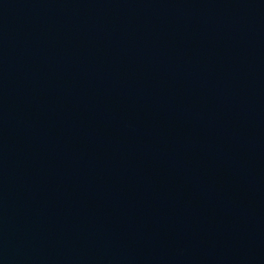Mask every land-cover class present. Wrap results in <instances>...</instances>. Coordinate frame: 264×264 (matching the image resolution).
Returning <instances> with one entry per match:
<instances>
[{
	"label": "water",
	"instance_id": "1",
	"mask_svg": "<svg viewBox=\"0 0 264 264\" xmlns=\"http://www.w3.org/2000/svg\"><path fill=\"white\" fill-rule=\"evenodd\" d=\"M0 264H264V0H0Z\"/></svg>",
	"mask_w": 264,
	"mask_h": 264
}]
</instances>
